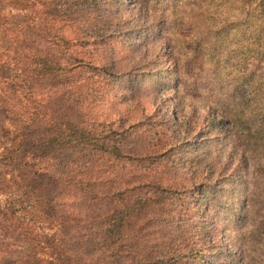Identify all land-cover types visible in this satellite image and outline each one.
Returning a JSON list of instances; mask_svg holds the SVG:
<instances>
[{"label": "rangeland", "instance_id": "rangeland-1", "mask_svg": "<svg viewBox=\"0 0 264 264\" xmlns=\"http://www.w3.org/2000/svg\"><path fill=\"white\" fill-rule=\"evenodd\" d=\"M8 1L15 6L26 2ZM196 5L173 3L171 9L192 14ZM147 9L140 1L95 0L84 17L91 24L93 38L79 40L81 45L73 48L76 59L64 70L71 84L64 92L77 102L72 106H79V116L92 122L101 135L111 129L126 131L120 150L133 158L113 160L97 154L103 159L101 169H91L96 177L83 184L88 190L86 196L96 197L84 202L80 196L70 205L72 198L68 196L59 199L60 204L55 202L63 209L61 214L68 217L63 226L68 237L81 233L65 244L69 249H89L88 256L77 255L80 260L92 257L99 262L105 253H110L107 260L113 259L114 253L106 251L107 245L100 247L88 241L86 236L101 235L95 232L99 226H88L87 216L106 222L107 216L99 215L119 204L129 206L128 211L134 208L119 227L121 240L115 243H120L118 255L124 264H264V244L256 242L264 236L260 232L262 211L255 194L259 179L254 168L229 136V124L211 126V117L224 119L221 110L190 97L186 84L175 79L176 73L169 74L178 66L180 55L173 32L165 26L167 14L160 8ZM207 14L200 12L196 18L210 20ZM159 30L162 36L155 35ZM143 33L147 35L145 41ZM151 61L156 62L152 68ZM149 70H159V81L170 87L154 81L131 85L127 77L119 81L107 75ZM18 72L0 66V92L2 82H18ZM9 96L12 103L19 101L17 96ZM21 96L19 102L27 111L32 103ZM2 98L0 94V104ZM37 105L42 111L47 108L44 101H37ZM13 117L15 126L24 124L22 112ZM211 139L216 140L210 143ZM223 180H231L225 187L232 191L225 203L238 204L232 218L226 210L217 214L207 206L205 189ZM71 205L76 210L68 209ZM41 210L31 209L29 214L48 219L45 229L54 231L63 225L53 208L47 206L46 214ZM46 238H38L34 232L21 234L13 244V257L18 260L15 264H62L67 254L57 242L49 239L47 243ZM108 244L112 247L114 243ZM221 248L229 253H217L214 260V252ZM197 252L202 253V260Z\"/></svg>", "mask_w": 264, "mask_h": 264}, {"label": "trees", "instance_id": "trees-1", "mask_svg": "<svg viewBox=\"0 0 264 264\" xmlns=\"http://www.w3.org/2000/svg\"><path fill=\"white\" fill-rule=\"evenodd\" d=\"M133 1H140L146 9L160 8L167 14L165 26L173 32L180 55L178 66L169 74L176 73L175 79L186 84L190 97L221 110L224 119L216 121L211 117V126L229 124V136H233L243 157L254 168L259 179V191L255 194L263 217L260 232L264 236V0ZM187 2L197 4L192 14L171 9L173 3ZM94 3L95 0H26L23 6H15L8 0H0V66L19 71L16 86L2 82L0 92L3 97L0 104V264H15L18 260L13 257L16 250L13 244L21 234L27 236L33 232L38 238H46L48 234L47 243L49 239L57 242L67 254L62 264H124L118 255L120 243H115L121 240L119 227L134 208L128 211L129 206L115 205L108 213L99 215L107 216L106 222L87 216L88 226H99L95 232L101 235L97 236L99 241L96 235L86 236L90 244L95 241L100 247L107 245L106 251L112 250L115 256L107 260L110 253L104 251V256L95 262L92 257H83V260L77 257L78 254L88 256L89 249L66 246V241H74L81 233L68 237L63 229L68 217L61 214L63 209L55 203L60 204L59 199L66 196L72 198L69 205L80 196L84 202L96 197L86 196L88 190L83 184L96 177L91 169L96 172L101 169L103 159L97 154L113 160L133 159L120 150L126 131L111 129L101 135L92 122L79 116V106H72L77 102L64 92L71 86L64 70L76 59L74 46L81 45L82 37H92L91 24L84 17ZM200 12H207L210 20L206 16L205 20L196 18ZM155 35L162 36L161 30ZM143 39H147L145 33ZM155 64L149 63L151 68ZM159 74V70L140 74L107 72L113 80L127 77L131 85L154 81L170 87L159 81ZM9 95L17 96L19 101L22 95L32 106L24 111L21 102L12 103ZM34 98L44 101L43 106L47 108L37 109ZM18 112H22L25 122L17 127L13 124L16 119L13 115ZM230 181L223 180L205 191L208 208L217 214L226 210L232 218L238 204L225 203L232 193L225 187ZM47 206L62 220L63 225L54 231L45 229L48 219L29 214V210L38 208L46 214ZM68 209L76 210L74 205ZM256 242L264 244V237L260 236ZM108 243L114 244L111 247ZM228 251L221 248L212 258L215 260L217 253L227 255ZM197 253L202 260V253Z\"/></svg>", "mask_w": 264, "mask_h": 264}]
</instances>
